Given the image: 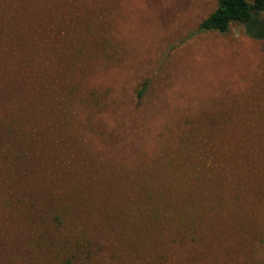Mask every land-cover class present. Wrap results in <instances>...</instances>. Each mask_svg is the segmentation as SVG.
I'll return each mask as SVG.
<instances>
[{
	"label": "rangeland",
	"instance_id": "obj_1",
	"mask_svg": "<svg viewBox=\"0 0 264 264\" xmlns=\"http://www.w3.org/2000/svg\"><path fill=\"white\" fill-rule=\"evenodd\" d=\"M216 5L0 0V116L17 113L19 99L40 108L26 130L37 143L28 175L45 187L65 182L68 204L87 211L138 204L151 183L176 194L179 165L185 175L192 164L195 175L218 177L231 199L241 196V211L262 213L264 14L251 35L245 24L201 30ZM188 136L199 150L181 158L178 142ZM205 184L190 181L186 194ZM12 216L0 214V236L10 243L1 244L0 264H41L26 251L28 228Z\"/></svg>",
	"mask_w": 264,
	"mask_h": 264
},
{
	"label": "trees",
	"instance_id": "obj_2",
	"mask_svg": "<svg viewBox=\"0 0 264 264\" xmlns=\"http://www.w3.org/2000/svg\"><path fill=\"white\" fill-rule=\"evenodd\" d=\"M259 13L264 14V0H217L199 27L226 33L232 25L245 24L251 35L249 26ZM146 87L144 82L137 89L139 99ZM16 101L17 113L0 116V214L20 217L29 230L26 251L41 264H264V211H241V196L231 199L218 177L211 182L214 177L195 175L192 164L187 175L179 165L176 194L170 186L157 188L151 183L148 196L140 195V202L127 208L104 203L80 211L71 206V198L65 200V182L45 187L41 179L28 175L37 143L26 130L39 119L40 108L29 109L22 100ZM193 139H181L175 154L182 158L191 146L199 150L196 142L191 145ZM190 181L207 182V187H188L191 195L186 196ZM182 199L184 206L176 208ZM221 225L230 236L221 235ZM2 237L0 251L5 250L3 242L9 243ZM21 245L11 246V261ZM24 262L32 264H20Z\"/></svg>",
	"mask_w": 264,
	"mask_h": 264
}]
</instances>
